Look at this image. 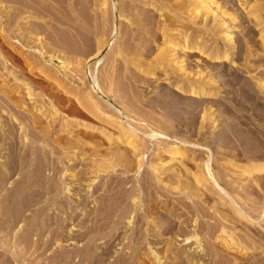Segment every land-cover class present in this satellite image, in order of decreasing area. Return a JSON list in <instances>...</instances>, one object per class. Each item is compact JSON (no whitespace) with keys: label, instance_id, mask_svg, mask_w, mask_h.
<instances>
[{"label":"rangeland","instance_id":"374dc122","mask_svg":"<svg viewBox=\"0 0 264 264\" xmlns=\"http://www.w3.org/2000/svg\"><path fill=\"white\" fill-rule=\"evenodd\" d=\"M0 264H264V0H0Z\"/></svg>","mask_w":264,"mask_h":264}]
</instances>
